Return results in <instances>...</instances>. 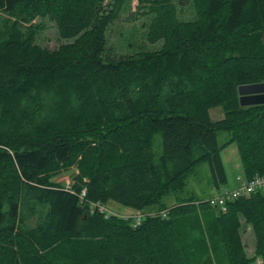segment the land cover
Returning <instances> with one entry per match:
<instances>
[{
	"label": "trees",
	"instance_id": "16d2710c",
	"mask_svg": "<svg viewBox=\"0 0 264 264\" xmlns=\"http://www.w3.org/2000/svg\"><path fill=\"white\" fill-rule=\"evenodd\" d=\"M126 2L0 0V264H194L180 221L198 231L205 222L219 263L249 264L239 215L264 264V190L225 212L186 191L202 162L216 188L227 183L221 131L237 143L244 178L264 173V104L242 107L237 93L264 82V0H139L160 47L114 56L107 29ZM187 4L194 16L184 20ZM41 13L64 40L55 49L17 22ZM73 167L68 188L53 179ZM88 201L143 217L105 218ZM82 243L90 258L75 256Z\"/></svg>",
	"mask_w": 264,
	"mask_h": 264
},
{
	"label": "rangeland",
	"instance_id": "374dc122",
	"mask_svg": "<svg viewBox=\"0 0 264 264\" xmlns=\"http://www.w3.org/2000/svg\"><path fill=\"white\" fill-rule=\"evenodd\" d=\"M138 3L139 0H127L119 17L112 22L107 29V47L111 49L109 50L113 55L126 56L143 51L156 50L160 47V42H148L147 28L149 18L136 13ZM178 9V16L180 18L184 20L193 18L194 11L189 4L182 7L179 6ZM17 22L26 33L32 34L35 43L44 48L52 50L57 48L60 43L64 42V40L59 37L55 25L48 15L42 13L41 15L23 14L20 15ZM209 114L213 120H217L222 118L223 111L221 107H213L209 109ZM229 139L230 133L228 131H221L216 136V141L221 146L220 156L225 169L227 183L216 188L212 184L209 165L202 162L199 163L195 170L188 176L186 191L189 195L196 199H206L218 194V192L225 188L233 189L238 185L239 182L237 177H243L244 171L237 143L234 140L229 141ZM76 170V167L65 169L53 179L60 182L65 188H68L73 173ZM162 202L164 205L170 206L175 202V199L168 195L163 198ZM106 207L116 214L134 215L136 212V210L118 203L106 204ZM200 216L202 217V215ZM239 217V232L245 245L246 255L251 259L249 264H262L260 258L253 255L254 234L251 226L242 215H239ZM179 223L185 240L188 244L193 245V250L190 254L192 255V259L195 260H193L194 264H203L208 257V264H221L218 262L219 250L217 248V243L212 240V233L207 231L204 221L200 226L201 228L203 227V231L196 230L198 228L194 229V224H191L190 221H180ZM74 252L76 253L75 256L79 259L85 256L90 258L91 244H79Z\"/></svg>",
	"mask_w": 264,
	"mask_h": 264
},
{
	"label": "built area",
	"instance_id": "2783aa9c",
	"mask_svg": "<svg viewBox=\"0 0 264 264\" xmlns=\"http://www.w3.org/2000/svg\"><path fill=\"white\" fill-rule=\"evenodd\" d=\"M238 185L233 189L225 188L218 192V194L208 198L207 202L213 206L218 208L221 212H225L226 210V203L228 201H232L237 197H240L245 194L255 193L257 191L264 190V173H255L249 178L244 177H237ZM86 196V189L83 188L80 191L79 197L80 199H84ZM87 207L90 212H98L102 214L105 218L110 216H119L123 220H131L134 226L140 224L143 215L142 214H134V215H127V214H116L111 211L106 205L102 202L98 201H88ZM162 215H165L164 211H161Z\"/></svg>",
	"mask_w": 264,
	"mask_h": 264
},
{
	"label": "water",
	"instance_id": "95a60500",
	"mask_svg": "<svg viewBox=\"0 0 264 264\" xmlns=\"http://www.w3.org/2000/svg\"><path fill=\"white\" fill-rule=\"evenodd\" d=\"M240 106L264 104V82L244 83L237 87Z\"/></svg>",
	"mask_w": 264,
	"mask_h": 264
},
{
	"label": "crops",
	"instance_id": "0c3cea01",
	"mask_svg": "<svg viewBox=\"0 0 264 264\" xmlns=\"http://www.w3.org/2000/svg\"><path fill=\"white\" fill-rule=\"evenodd\" d=\"M134 214H142L143 215V213L141 211H136Z\"/></svg>",
	"mask_w": 264,
	"mask_h": 264
}]
</instances>
